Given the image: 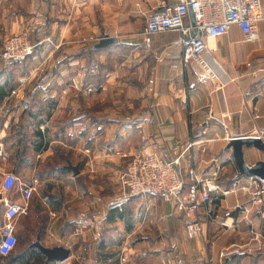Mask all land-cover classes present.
Instances as JSON below:
<instances>
[{
  "label": "crops",
  "instance_id": "obj_1",
  "mask_svg": "<svg viewBox=\"0 0 264 264\" xmlns=\"http://www.w3.org/2000/svg\"><path fill=\"white\" fill-rule=\"evenodd\" d=\"M182 1L0 0V45L24 32L36 45L0 64V237L9 207H26L19 256L0 264L55 250L68 254L58 264H264V205L242 173L264 177V0L257 42L233 27L187 65L177 32L150 47L142 36L149 15ZM150 154L222 189L239 180L199 208L202 237L174 203L120 199L126 166Z\"/></svg>",
  "mask_w": 264,
  "mask_h": 264
},
{
  "label": "built area",
  "instance_id": "obj_2",
  "mask_svg": "<svg viewBox=\"0 0 264 264\" xmlns=\"http://www.w3.org/2000/svg\"><path fill=\"white\" fill-rule=\"evenodd\" d=\"M262 18L259 0H185L166 5L161 12L149 15L142 36L145 45L150 47L152 36L177 32L183 48V62L187 65L212 53L206 38L226 36L233 27L239 28L247 43L257 42L258 22ZM35 48L36 45L26 33L13 35L0 48V64L26 62ZM5 158L6 148L0 140V160ZM120 183V199L152 195L163 202L174 203L176 209L184 212L187 219L186 234L190 239H198L204 233L198 217L199 208L239 189L237 178L229 189H222L217 185L216 178H201L194 169L183 174L179 169V158L166 161L157 154L134 157L126 166ZM186 187L187 192L182 195ZM251 187V203L264 205V178H251ZM33 193V188L24 189L26 201L30 200ZM25 212L26 207L11 206L7 210L6 223L1 229L0 255L9 256L15 251L18 245L15 223L20 214Z\"/></svg>",
  "mask_w": 264,
  "mask_h": 264
},
{
  "label": "water",
  "instance_id": "obj_3",
  "mask_svg": "<svg viewBox=\"0 0 264 264\" xmlns=\"http://www.w3.org/2000/svg\"><path fill=\"white\" fill-rule=\"evenodd\" d=\"M253 140V139H252ZM257 141V140H255ZM255 167H251V169L249 167H246V170L245 172H242L244 175H248V176H255V177H260L259 175H256V174H250L253 170H254ZM264 178V177H262ZM45 256H47L50 260H57L59 262H65L68 258V254L62 250H55V251H50V252H47L45 254Z\"/></svg>",
  "mask_w": 264,
  "mask_h": 264
},
{
  "label": "rangeland",
  "instance_id": "obj_4",
  "mask_svg": "<svg viewBox=\"0 0 264 264\" xmlns=\"http://www.w3.org/2000/svg\"><path fill=\"white\" fill-rule=\"evenodd\" d=\"M46 1V0H45ZM50 2H51V0H50ZM47 3H49V2H47ZM24 33H26V32H24ZM22 34V33H21ZM27 34V33H26ZM9 38V37H8ZM8 38H6L5 40H3V43L8 39ZM3 45V44H2ZM2 45H0V47L2 46ZM28 61V60H27ZM26 61V62H27ZM47 67V66H46ZM16 70H18V68L16 69ZM33 85V84H32ZM18 251H20L19 249L16 251V253H18ZM40 261H41V263H39V264H58V262H57V260H50L48 257H46V256H41V259H40ZM77 261V260H76ZM76 263H78V262H76ZM34 264H38V263H34Z\"/></svg>",
  "mask_w": 264,
  "mask_h": 264
},
{
  "label": "trees",
  "instance_id": "obj_5",
  "mask_svg": "<svg viewBox=\"0 0 264 264\" xmlns=\"http://www.w3.org/2000/svg\"><path fill=\"white\" fill-rule=\"evenodd\" d=\"M14 252H15V251H14ZM14 252L11 254L12 257L15 256V253H14ZM18 256H19V255H17V253H16V256H15V257H16V260H17ZM41 256H42V255H40V254H38V255H33V257H32L33 262L38 263V264L41 263V261H40Z\"/></svg>",
  "mask_w": 264,
  "mask_h": 264
}]
</instances>
